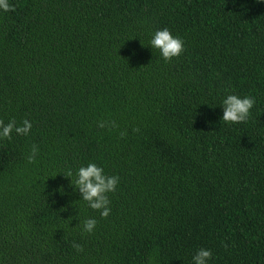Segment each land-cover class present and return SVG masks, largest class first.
Masks as SVG:
<instances>
[{"label":"trees","instance_id":"obj_1","mask_svg":"<svg viewBox=\"0 0 264 264\" xmlns=\"http://www.w3.org/2000/svg\"><path fill=\"white\" fill-rule=\"evenodd\" d=\"M258 2L9 0L0 120L32 129L0 138V264H264ZM164 28L184 41L170 62L150 44ZM228 95L255 99L246 122L222 121ZM89 163L120 177L108 218L72 186Z\"/></svg>","mask_w":264,"mask_h":264},{"label":"clouds","instance_id":"obj_2","mask_svg":"<svg viewBox=\"0 0 264 264\" xmlns=\"http://www.w3.org/2000/svg\"><path fill=\"white\" fill-rule=\"evenodd\" d=\"M264 2V0H259ZM258 2V3H259ZM0 10L4 12L15 11L9 0H0ZM153 48L158 49L161 56L166 62L172 61L174 58H179L185 51L184 41L179 37H174L172 33L164 28L157 30L150 41ZM255 105V99L251 96L243 98L237 95H228L222 102L223 117L222 121L227 124H240L247 121L251 114V109ZM97 126L100 128L114 129L118 127L115 121H99ZM32 129V124L25 119L18 126L15 120L9 121L7 124L0 120V138L8 140L12 139V134L19 136H28ZM134 133L139 132V128H133ZM127 130L120 133L121 139L127 136ZM39 153L37 145H32L30 154L27 157L28 162L35 163ZM66 178L73 176L72 170H68ZM72 186L77 189L82 196V200L87 203L88 207L100 213L102 218H108L111 212L109 194L115 193L120 183V177L116 175H106L102 167L95 163H89L86 167L82 166L76 173V178L72 181ZM97 225V220L94 218L86 219L83 222V231L85 233H93ZM78 226V225H77ZM227 248V243L223 245ZM73 249L77 253H82L84 248L81 244L73 242ZM213 253L209 249L201 248L193 257V264H208Z\"/></svg>","mask_w":264,"mask_h":264}]
</instances>
